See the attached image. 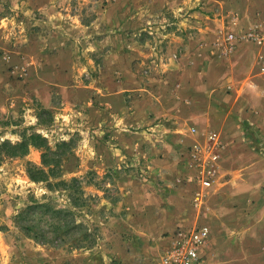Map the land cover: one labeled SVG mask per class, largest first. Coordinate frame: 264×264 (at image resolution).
Returning a JSON list of instances; mask_svg holds the SVG:
<instances>
[{
  "label": "rangeland",
  "instance_id": "rangeland-1",
  "mask_svg": "<svg viewBox=\"0 0 264 264\" xmlns=\"http://www.w3.org/2000/svg\"><path fill=\"white\" fill-rule=\"evenodd\" d=\"M109 4L0 0V141L17 142L25 130L45 135L52 146L72 141L64 179L79 178L86 196L94 198L89 208L79 211L72 208L66 192H50L45 184L31 182L26 163L41 164L38 150L32 149L24 159L4 161L0 264H153L174 232L163 235L161 249L136 245L138 219L143 228L151 226L152 212L165 206L168 195L184 196L190 184L189 176H174L169 183L152 160L167 154L162 139L177 121L164 107L174 103L178 85L189 91L194 83L192 39L211 37L198 30V23L215 17L197 13L192 3L184 12L170 10L155 17L145 15L143 1L137 4L139 14L109 11ZM260 21L253 30L240 33L208 32L221 34L214 45L224 43L229 53L248 43L263 48L264 42L259 45L255 39H264V16ZM179 64L180 75L174 73ZM40 109L51 112L41 115L42 124ZM177 114L185 116L184 111ZM257 132L250 127L245 131L250 150L264 168V134ZM29 206L33 209L25 213ZM50 208L72 210L75 216L66 213L63 219L97 229L95 245L71 249V235L52 234L50 224L58 216ZM26 226H35L31 236L39 233L47 240L28 237ZM80 235L76 230L75 237Z\"/></svg>",
  "mask_w": 264,
  "mask_h": 264
},
{
  "label": "crops",
  "instance_id": "crops-1",
  "mask_svg": "<svg viewBox=\"0 0 264 264\" xmlns=\"http://www.w3.org/2000/svg\"><path fill=\"white\" fill-rule=\"evenodd\" d=\"M101 1L110 2L109 11L119 14H139L137 4L143 1L149 17L170 10L184 12L192 3L190 8L197 13L204 11L215 17L198 23V30L211 37L192 39L194 62L190 69L194 83L189 91L187 86L178 85L173 91L174 103L164 107L169 118L177 121L162 139L167 154L152 162L169 183L174 176L192 177L196 169L190 149L204 153L211 145L208 136L217 133L221 140L217 175L200 195L192 184L182 191L186 196L168 195L165 206L154 215L152 212L151 226L143 228L139 218L137 226L141 229L135 233L139 247L132 248L161 249L166 232L206 226L211 232L203 247L207 264H264V168L258 164L259 155L250 150L245 133L250 127L264 134V47L242 44L229 53L224 43L214 45L221 34L208 32L253 30L264 16V0ZM134 5L135 10H130ZM180 65L174 72L178 75ZM201 65L207 68L201 69ZM180 111L185 116H179ZM196 198L200 201L195 202Z\"/></svg>",
  "mask_w": 264,
  "mask_h": 264
},
{
  "label": "trees",
  "instance_id": "trees-1",
  "mask_svg": "<svg viewBox=\"0 0 264 264\" xmlns=\"http://www.w3.org/2000/svg\"><path fill=\"white\" fill-rule=\"evenodd\" d=\"M43 114L51 116L49 110L40 109L38 114L40 124H42L41 115ZM32 149L41 152V164L37 165L31 161L26 163V172L29 180L36 184H45L50 192H66L73 209L81 211L84 208H89L90 202L94 198L86 196L82 181L76 177L66 180L63 176L65 160L68 156L72 155L74 151L72 141L60 140L52 146L48 137L45 135L38 132L29 133L25 130L21 134V139L17 142H12L10 140L0 141V165L8 159H24L30 154ZM35 204V207L39 208L49 207V203ZM31 209H33V207L29 206L25 213L29 212ZM50 211H52L53 216H56V219L58 216V221H53L50 224L52 228L51 233L59 234L62 231V233L65 234L63 237L68 236V238H70L71 235L73 240V243H69L71 249H91L95 245L97 240V229H90L87 225L77 223L74 219L69 222L61 216L67 213L74 217L76 214L74 211L52 208H50ZM34 229L35 226H26L25 230L28 237L35 241L40 240L44 242L47 240L39 233H35L31 236V231ZM76 230L81 232L78 238L75 237ZM54 240L55 239L52 241L57 242V245L60 244L59 241Z\"/></svg>",
  "mask_w": 264,
  "mask_h": 264
},
{
  "label": "built area",
  "instance_id": "built-area-1",
  "mask_svg": "<svg viewBox=\"0 0 264 264\" xmlns=\"http://www.w3.org/2000/svg\"><path fill=\"white\" fill-rule=\"evenodd\" d=\"M233 39V36L230 37ZM259 45L264 42L263 38H255ZM211 145L204 153L196 148L190 149V159L196 172L188 177L187 182L194 185L198 195L201 190L209 188L214 183L217 168L220 161L221 140L217 133L208 136ZM199 198L195 202H199ZM211 236L210 229L206 226L179 227L169 235V242L162 255L153 264H207L203 247Z\"/></svg>",
  "mask_w": 264,
  "mask_h": 264
}]
</instances>
